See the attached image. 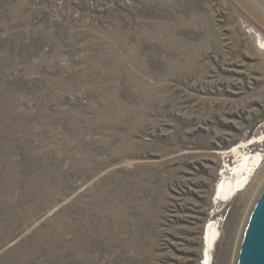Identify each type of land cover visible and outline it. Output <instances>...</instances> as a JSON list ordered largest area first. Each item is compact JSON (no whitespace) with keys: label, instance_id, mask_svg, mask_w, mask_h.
<instances>
[{"label":"rangeland","instance_id":"1","mask_svg":"<svg viewBox=\"0 0 264 264\" xmlns=\"http://www.w3.org/2000/svg\"><path fill=\"white\" fill-rule=\"evenodd\" d=\"M243 11L0 0V264H203L211 221V264L235 263L264 183V32ZM252 139L261 183L216 199Z\"/></svg>","mask_w":264,"mask_h":264},{"label":"bare ground","instance_id":"2","mask_svg":"<svg viewBox=\"0 0 264 264\" xmlns=\"http://www.w3.org/2000/svg\"><path fill=\"white\" fill-rule=\"evenodd\" d=\"M246 15L264 32V3L261 0H234ZM264 45L263 42H260ZM264 138V137H263ZM254 139L242 145L243 149L236 146L231 151L233 155L238 157V161L234 165L226 166L222 171V177L217 183L215 197L219 200H229L236 193H247L253 182H258L262 177H259L257 171L261 168L263 158L258 152H248L246 147L254 143ZM227 172V173H226ZM259 177V178H258ZM261 181V180H260ZM259 181V184L261 183ZM250 211V210H249ZM204 232L205 256L203 264H211L212 251L216 244L220 232L216 221H211L207 224Z\"/></svg>","mask_w":264,"mask_h":264},{"label":"water","instance_id":"3","mask_svg":"<svg viewBox=\"0 0 264 264\" xmlns=\"http://www.w3.org/2000/svg\"><path fill=\"white\" fill-rule=\"evenodd\" d=\"M256 195L245 219L234 264H264V183Z\"/></svg>","mask_w":264,"mask_h":264}]
</instances>
